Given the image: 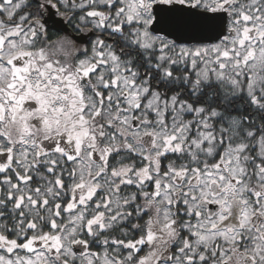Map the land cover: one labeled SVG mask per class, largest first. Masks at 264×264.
I'll return each instance as SVG.
<instances>
[{"label": "snow or ice", "instance_id": "obj_1", "mask_svg": "<svg viewBox=\"0 0 264 264\" xmlns=\"http://www.w3.org/2000/svg\"><path fill=\"white\" fill-rule=\"evenodd\" d=\"M0 264H264V0H0Z\"/></svg>", "mask_w": 264, "mask_h": 264}]
</instances>
